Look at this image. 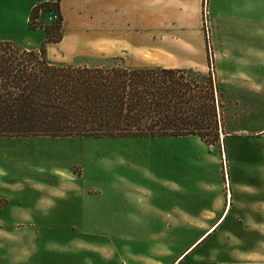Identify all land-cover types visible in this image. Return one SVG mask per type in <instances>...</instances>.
Instances as JSON below:
<instances>
[{"label":"crops","instance_id":"0c3cea01","mask_svg":"<svg viewBox=\"0 0 264 264\" xmlns=\"http://www.w3.org/2000/svg\"><path fill=\"white\" fill-rule=\"evenodd\" d=\"M56 1L0 0V42L39 50L45 34L43 28L29 30L30 14ZM58 8L61 39L45 46L46 60L55 66L101 68L73 63L111 60V66L207 74L213 63L261 64L264 0H59ZM241 76L253 82L244 96L260 98L264 77ZM37 138L80 140L0 138V147L25 149ZM187 138L197 137L153 140ZM194 144L192 151L172 152V161L163 152L150 156L156 172L147 175L154 185L120 187L88 184L83 170L51 171V165H64L46 162L48 155L35 165V152L0 154V264H264V169L175 172L174 161L179 167L217 166L197 155ZM163 163L173 174L159 173ZM181 230L186 239H180Z\"/></svg>","mask_w":264,"mask_h":264},{"label":"trees","instance_id":"16d2710c","mask_svg":"<svg viewBox=\"0 0 264 264\" xmlns=\"http://www.w3.org/2000/svg\"><path fill=\"white\" fill-rule=\"evenodd\" d=\"M58 4H39L30 14L29 30L40 28L34 23L40 12L55 14L53 26L43 29L39 50L0 42V138L197 137L206 145L218 142L210 80L195 84L192 72L182 70L50 64L45 46L61 39Z\"/></svg>","mask_w":264,"mask_h":264},{"label":"rangeland","instance_id":"374dc122","mask_svg":"<svg viewBox=\"0 0 264 264\" xmlns=\"http://www.w3.org/2000/svg\"><path fill=\"white\" fill-rule=\"evenodd\" d=\"M53 12L42 11L38 15V19L34 22L37 27L50 28L53 26L56 18ZM88 62V63H85ZM79 60L73 64H88L89 67L102 66L104 68H111V60L103 62H91V61ZM52 63V62H51ZM260 65L258 66H239V65H209V71L207 74H198L192 72L191 80L200 85L204 81L210 80L213 88V98L216 105V120L218 123L219 140L211 145L200 143L197 138H187L184 141H159L153 139H132L129 138L125 141L122 140H111L109 138H85L76 140L74 142L64 143L62 140H41L38 138L36 141L28 143L25 149L18 148L20 145L2 146L0 147V154H21L35 152L37 158L35 165H38L41 155H48L46 162H54L53 164L62 163L61 167L55 165L49 166L47 169L51 171H62L72 172L73 174L79 175L81 171L85 173V180L88 184L101 185V186H116L121 185H154L155 182H150V176L147 173L155 174V159L150 157L153 154H163L169 161L172 152H181L185 150L192 151L193 143L195 147L200 150L197 155L203 154L206 160L213 162L217 166H213L208 163H203L197 166L187 165L180 163V167L174 161V171H188L191 173L199 171L196 168L207 172H215L219 169H238V168H256L264 169V142H257L254 145L241 144L235 142H225L228 138H260L264 140V133L261 130L264 129V82H260L259 93L261 97L253 98L244 96V92H251L253 82L250 80H241L243 74H247L249 77L260 75L264 77V49L260 51ZM59 66H64L59 65ZM72 66V65H70ZM127 69L126 66H121ZM140 69V68H135ZM197 75L200 78H197ZM225 79H228L225 81ZM224 80V81H223ZM254 97V96H253ZM254 101V103H252ZM254 124V125H253ZM252 125L256 128L249 129ZM247 127V128H246ZM246 128V129H245ZM224 133H227L224 135ZM222 134V135H221ZM59 143L57 146L43 143ZM194 141V142H193ZM66 143V142H65ZM191 144V146H190ZM55 148V149H54ZM63 148V149H57ZM224 148V151L223 150ZM66 149V150H65ZM201 151V152H200ZM65 155L67 159L76 162L79 166L70 167L69 161L59 160V156ZM241 155H244L243 157ZM208 157V158H207ZM58 158V159H57ZM99 160V162H98ZM164 161V159H163ZM226 162V165H225ZM52 164V163H49ZM170 165V164H169ZM237 165V166H235ZM227 166V168H226ZM241 166V167H240ZM82 167V168H81ZM169 169V170H168ZM158 171V170H157ZM189 172V171H188ZM159 173L166 176L167 173L171 175L173 172L168 167L167 163H163V167H159ZM217 173V172H215ZM212 175L216 177V174ZM175 176V175H174ZM177 178V174H176ZM183 178V175L180 176ZM146 180V182L144 181ZM166 222V221H165ZM230 222V221H229ZM172 223V222H171ZM170 222H166V226H171ZM185 221H180L183 226ZM228 223V222H227ZM176 224V223H175ZM184 227V226H183ZM182 229V227H180ZM134 228H132L133 230ZM180 239H186L187 233L180 231Z\"/></svg>","mask_w":264,"mask_h":264},{"label":"bare ground","instance_id":"6f19581e","mask_svg":"<svg viewBox=\"0 0 264 264\" xmlns=\"http://www.w3.org/2000/svg\"><path fill=\"white\" fill-rule=\"evenodd\" d=\"M214 230H215V229H214ZM214 230H213V231H214ZM211 232H212V231H211Z\"/></svg>","mask_w":264,"mask_h":264}]
</instances>
